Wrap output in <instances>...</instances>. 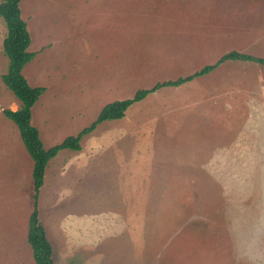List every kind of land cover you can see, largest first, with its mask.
<instances>
[{
	"label": "rangeland",
	"instance_id": "1",
	"mask_svg": "<svg viewBox=\"0 0 264 264\" xmlns=\"http://www.w3.org/2000/svg\"><path fill=\"white\" fill-rule=\"evenodd\" d=\"M1 1V0H0ZM46 91L32 109L45 148L114 101L230 52L264 59V0H22ZM0 17V264H36L28 243L34 162L4 111ZM63 150L39 219L54 264H264V65L228 61L162 88Z\"/></svg>",
	"mask_w": 264,
	"mask_h": 264
},
{
	"label": "trees",
	"instance_id": "2",
	"mask_svg": "<svg viewBox=\"0 0 264 264\" xmlns=\"http://www.w3.org/2000/svg\"><path fill=\"white\" fill-rule=\"evenodd\" d=\"M22 0H1L0 17L5 21L7 36L4 40V53L8 59V69L2 76L5 86L18 98L20 108L17 111L7 109L4 115L18 128L25 149L32 158L34 205L29 218L28 243L33 251L36 264H54V250L47 237L46 230L39 219L38 200L44 185L45 173L49 162L63 150L80 151L82 138L93 132L105 121L120 120L125 117L128 109L141 102L148 95L166 87H179L198 77L207 76L228 61H250L264 65V59L256 58L240 52H230L222 56L216 63L206 65L194 74L155 84L151 88L138 90L133 98L114 101L107 104L99 113L97 119L89 127L76 136H69L60 144L49 149L45 148L39 130L32 124V109L44 94V87H32L23 74L24 68L35 57L36 53L29 51L32 39L27 23L22 17Z\"/></svg>",
	"mask_w": 264,
	"mask_h": 264
},
{
	"label": "crops",
	"instance_id": "3",
	"mask_svg": "<svg viewBox=\"0 0 264 264\" xmlns=\"http://www.w3.org/2000/svg\"><path fill=\"white\" fill-rule=\"evenodd\" d=\"M53 258H54V255H53Z\"/></svg>",
	"mask_w": 264,
	"mask_h": 264
}]
</instances>
